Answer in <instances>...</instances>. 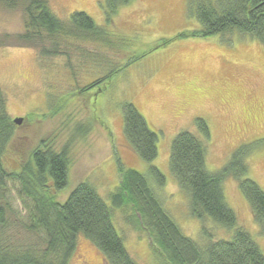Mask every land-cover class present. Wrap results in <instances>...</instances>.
Listing matches in <instances>:
<instances>
[{
    "label": "rangeland",
    "instance_id": "rangeland-1",
    "mask_svg": "<svg viewBox=\"0 0 264 264\" xmlns=\"http://www.w3.org/2000/svg\"><path fill=\"white\" fill-rule=\"evenodd\" d=\"M186 2L132 0L107 24L103 0H47L58 19L66 21L71 13L82 11L117 44L67 39L74 75L63 55L37 59L36 51L29 47H0V88L7 99L6 111L11 119L22 118L19 125L14 124L3 155L5 169L18 170L40 143L56 152L67 146L66 185L55 193L48 187L49 192L62 203L78 183L86 182L111 206L108 196L118 186L119 160L124 169L147 177L162 207L185 236L203 244L204 227L214 240H229L233 230L207 217H191L188 198L169 170L170 143L179 131L190 132L204 146L205 168L215 172L240 145L264 138V46L237 32L175 39L181 31L200 28L195 18L187 16ZM28 29L21 9H0V36ZM64 40L62 37V44ZM110 62L116 64L108 66ZM116 66L117 73L101 93L78 94V88L104 77ZM123 102L133 104L157 135V156L149 163L141 160L125 139ZM196 118L205 121L207 139L197 129ZM245 163L246 177L264 191V147L249 154ZM150 166L164 176L163 186L157 187L149 176ZM222 188L237 227L248 232L264 256V233L255 224L236 180L226 178ZM4 190L12 234L24 236L26 209L19 201L18 186L8 183ZM130 216L128 208L112 209V222L125 249L137 264H158L147 235L130 223ZM70 264L107 263L96 247L79 235Z\"/></svg>",
    "mask_w": 264,
    "mask_h": 264
},
{
    "label": "trees",
    "instance_id": "trees-1",
    "mask_svg": "<svg viewBox=\"0 0 264 264\" xmlns=\"http://www.w3.org/2000/svg\"><path fill=\"white\" fill-rule=\"evenodd\" d=\"M131 1L103 0L107 24L120 7ZM0 9H21L29 27L22 34L4 33L0 36V47H29L36 51L37 59L63 55L72 75L67 39L107 46L117 44L82 11L71 13L66 21L58 19L49 9L47 0H0ZM186 12L188 17L196 19L200 28L181 31L175 39L228 36L237 32L264 46V0H187ZM112 64L116 63L110 62L108 66ZM117 71L118 66L108 70L104 77L78 88V94L89 97L101 93ZM6 102L0 88V264H70L79 235L96 247L107 264H137L112 222V209L122 208L129 209L130 223L147 235L158 264H264L257 243L248 232L237 227L236 216L226 204L222 188L226 178L236 180L255 224L264 233V191L246 177L245 163L249 154L264 147V138L240 145L215 172L205 168L204 146L193 134L183 130L172 139L168 166L179 189L188 198L191 217L199 220L207 217L222 228L233 230L229 240H214L202 227L205 242L198 244L185 236L164 210L147 177L133 169H124L119 160L118 186L108 196L111 206L86 182L78 183L62 203L49 192L48 187L55 193L66 185L70 163L67 146L56 152L40 143L31 152L28 162L18 170L7 171L3 155L13 136L14 123L6 111ZM121 110L127 143L141 160L151 162L157 156V135L133 104L123 102ZM195 125L207 139L205 121L196 118ZM148 174L157 187L163 186L165 178L155 166L149 167ZM8 183L17 184L19 201L26 209V222L22 225L24 236L12 234L7 202H3Z\"/></svg>",
    "mask_w": 264,
    "mask_h": 264
},
{
    "label": "water",
    "instance_id": "water-1",
    "mask_svg": "<svg viewBox=\"0 0 264 264\" xmlns=\"http://www.w3.org/2000/svg\"><path fill=\"white\" fill-rule=\"evenodd\" d=\"M21 121H22V118L21 117H17V118H14L13 119V123L14 124H17V125H19L21 123Z\"/></svg>",
    "mask_w": 264,
    "mask_h": 264
}]
</instances>
